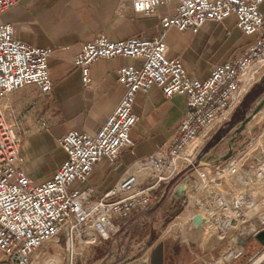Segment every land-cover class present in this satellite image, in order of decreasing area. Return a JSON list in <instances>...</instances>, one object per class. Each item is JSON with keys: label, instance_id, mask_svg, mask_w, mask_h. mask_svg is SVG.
I'll list each match as a JSON object with an SVG mask.
<instances>
[{"label": "built area", "instance_id": "obj_1", "mask_svg": "<svg viewBox=\"0 0 264 264\" xmlns=\"http://www.w3.org/2000/svg\"><path fill=\"white\" fill-rule=\"evenodd\" d=\"M21 1L0 0V264H37L38 253L47 245L60 251L67 264H76L91 248L116 236L133 216L149 209L182 170L202 158L199 154L206 141L224 127L262 79L264 73L255 67L264 65V0H122L145 15H155L164 5H173L175 11L162 17L161 29L153 38L113 41L103 33L83 44L73 61L85 88L91 86V65L98 59L133 57L142 64L118 69L125 93L97 134L72 129L58 139L66 158L42 182L29 175L27 134L2 103L28 85L37 86L42 96L53 87L49 72L52 48L16 38L13 25L3 19ZM230 16L255 40L237 58L215 64L209 76H191L180 56L168 54L165 38L170 28L197 34L207 22L219 23ZM153 86L160 87L167 98H186L187 110L174 137L132 164L110 189L98 195L90 185L95 165L104 158L116 163L135 145L131 130L138 121L136 94ZM43 129L49 131L46 125ZM199 136L204 143L192 152L191 144ZM218 180L216 188L225 193L202 195L209 207L202 221L221 235V243L225 241L217 258L230 264L247 255L250 239L264 231V184L243 171L238 173L239 184L226 179L222 187ZM58 260V255H52L44 262L62 264ZM259 264H264V258Z\"/></svg>", "mask_w": 264, "mask_h": 264}, {"label": "crops", "instance_id": "obj_2", "mask_svg": "<svg viewBox=\"0 0 264 264\" xmlns=\"http://www.w3.org/2000/svg\"><path fill=\"white\" fill-rule=\"evenodd\" d=\"M174 11L173 5H164L155 15H145L134 12L131 3L122 0H22L3 14L4 21L13 25L16 38L30 45L50 47L53 50L49 58L53 87L47 95L42 96L37 86L28 85L2 100L5 108L13 114L20 128L27 134L30 156L27 170L36 182L50 179L65 160L66 154L58 146V139L72 129L90 135L97 134L108 115L121 101L125 87L118 81V69L121 66L142 64L140 59L133 57L98 59L91 65V86L85 88L81 81V71L73 61L83 44L103 33L113 41L132 37L153 38L161 29L162 17L171 15ZM262 11L264 13V3ZM165 39L170 56H180L191 76L205 78L215 64L237 58L255 40V36L245 35L237 26L235 16H230L219 23L207 22L197 34L172 27ZM255 70L264 73V65H257ZM260 83L264 85V75L247 95ZM263 98L264 92L250 104L248 114ZM186 110V98L182 95L167 98L158 86H153L147 92H138L135 102L138 121L131 130L135 145L126 149L116 163L104 158L95 165L90 185L95 188L96 193L100 195L110 189L132 164L172 140ZM44 125L49 127V131L43 129ZM235 127L216 139L212 138L213 144L209 151L214 150L228 135L229 148L235 137ZM257 129H246L237 141L242 136L245 138L251 133L256 134ZM255 140V148L263 144L264 129ZM243 153L239 156L244 155ZM216 154L218 155L209 156L212 161H216L224 152L217 151ZM246 156L236 162L233 160L230 166L224 168V173H228L231 166L240 164ZM39 174L44 176L41 180ZM207 192L211 193V188ZM192 199L204 202L202 187L196 190ZM153 232L154 224L138 228L123 264L140 260L150 253L154 243ZM127 236L130 240L128 231ZM114 242L117 243V240L112 241L111 246ZM127 246L124 248L119 243L111 260L120 253L123 254ZM138 248H141V253L133 254V249ZM217 249L221 253L220 240L210 248V252ZM106 257L99 256L94 262L103 264ZM166 262L171 264L167 255ZM206 264L209 263L206 261Z\"/></svg>", "mask_w": 264, "mask_h": 264}, {"label": "rangeland", "instance_id": "obj_3", "mask_svg": "<svg viewBox=\"0 0 264 264\" xmlns=\"http://www.w3.org/2000/svg\"><path fill=\"white\" fill-rule=\"evenodd\" d=\"M235 128H237V126ZM263 129H264V124L260 129H257L256 134L251 133L247 135L245 138L242 136V138L236 141L234 144L233 156L227 161H222L221 163H219L218 161H212V159L209 156L218 155L216 154L217 151L220 153L224 152L225 154L229 150L230 148V147L228 148L229 135L225 137L223 139V142H221L217 147H215L214 150L208 151L205 154L204 150L212 139L206 141L199 155L203 156L202 158H200V160H205L208 163L200 167L205 168V171L209 177L216 175L217 174L216 171L219 170L223 165L225 166L230 160L235 159L240 153L244 152L247 148H249V146L253 143V141L261 134ZM222 133L223 134L226 133L224 131V127H223L221 134ZM203 143H204V139L202 140L200 145H202ZM261 149L264 151V141L260 147H257L255 152ZM255 152L250 153L246 156L249 159L248 160L246 159V162L242 164L240 168L241 172L242 171L245 172L250 169V165L255 161V157H254ZM213 163L215 165H213ZM209 165H213L212 168ZM241 172H239L238 170H235L230 175L224 176L221 179H219L217 183H219L220 186L225 187L226 182H224V180L227 179L232 184H239L238 173H241ZM39 175H40L39 179L41 180L44 176L42 174H39ZM199 183L202 184V195L209 194L207 192L208 191L207 185L200 179L197 173L194 174L192 171L174 189L168 201L164 204L162 209L159 211L160 213L158 217H156L154 220V223H153L154 224V232H153L154 234L152 235L153 236L152 241L155 242L159 238L164 240L165 245H166L165 246L166 255H167L168 260L171 262V264H189L191 263V261L200 260V258L198 257L195 258L193 253L196 254L197 256L203 257L204 258L203 261L205 262L207 261L209 264H220L216 262L217 256L220 254L219 249L214 250L213 253L210 252V248L216 242H218L217 235L213 233V235L210 236V233L212 231L208 227H205V219H204V222H202V224L198 227L192 224L191 219L189 217H180L176 219L175 221H173L175 217L180 213L179 212L173 218V220H171L168 224H166L167 219L172 214H174L179 209H181V211L183 210L185 204L187 203L188 195L191 193L190 198H192L196 190L201 188V184ZM162 194L163 193H161V195ZM161 195L155 199L152 205L155 204V202L161 197ZM170 199H172V201H170ZM203 200H204L205 206H207V200L205 198H203ZM143 220L149 221V218L145 216L143 217ZM128 236H127V232L121 233L119 235L116 234V236H114L110 240L104 241L101 245L91 248L89 250L88 256L86 258H83L82 260H78L76 264H96V262L94 261L99 256L100 257L108 256L110 255V251L113 252V254H115V249L117 248L119 243L124 248L128 245L127 244L129 242ZM115 239L117 240V243L114 242L113 246H111L112 241H115ZM221 245L223 249V246L225 245V241L221 243ZM260 247H261V244L259 243L258 239L252 238V242L250 239L248 246H247V255H245L243 258H240L239 259L240 261L237 262L236 264H244L245 259L248 258L255 251H257ZM141 251H142L141 248H138V249H133L132 252L133 254H137L138 252L141 253ZM52 255H58V257L62 261V264H67L66 261L63 260V255L61 254V252L57 251L56 248L53 247L52 245H47L44 248H42L40 252L38 253V256L35 261L39 262L37 264H46L44 260H48L49 258L52 257ZM2 257H3V254L0 252V258ZM60 260H58V263H61Z\"/></svg>", "mask_w": 264, "mask_h": 264}, {"label": "water", "instance_id": "obj_4", "mask_svg": "<svg viewBox=\"0 0 264 264\" xmlns=\"http://www.w3.org/2000/svg\"><path fill=\"white\" fill-rule=\"evenodd\" d=\"M264 92V85L262 83H260L258 85V87L253 90L249 95L246 96V98L244 99V101L241 103L240 106H238V108L235 110V112L233 113L231 119L228 121V125L229 128L228 130H226L227 132L233 128L234 126H237L236 130H235V137L233 139V143L230 145L229 150L222 155L220 158H217L216 161L222 162V161H227L228 159H230L233 154H234V144L237 141L238 137L241 135V133L243 131H245L246 129H257V128H261L264 124V98L261 102H259L257 104V106H255V108L248 114V108L250 106V104L252 102H255L256 99L262 95ZM256 119V120H255ZM223 128H221L217 134H215V136L213 137V139H216L220 136L221 132H222ZM225 131V132H226ZM213 142L210 141L208 143V146L205 148L204 153H207L211 146H212ZM255 161L254 163H259L261 160H263V153H262V149L258 150L255 152ZM208 162L205 160H200V158L192 165L188 166L187 168H185L184 170H182L166 187L165 190L163 191V194L161 195V197L155 202V204L143 211L140 212L138 214H136L135 216H133L130 220H128L122 227V229L117 233V235H119L121 233V231L132 221H134L135 219H138L142 216H147L149 218V222L150 224L154 223V220L158 214V212L162 209V207L164 206V204L168 201L169 197L171 196V194L173 193L174 189L179 185V183H181V181L190 173L192 172L195 168L200 167L202 165L207 164ZM184 197V196H183ZM202 219L201 220H196L193 225L198 227L202 224ZM133 235L134 233L131 232L130 233V240H129V245L127 246L126 251L123 254H119V256H117V258L112 259L113 257V252L110 253L109 256H107L105 258V260L103 261V264H123L124 261L126 260V256L127 253L130 250V243L133 239ZM256 238L260 241L261 243V247L255 251L253 254H251L248 258L245 259V263L244 264H248L249 261L256 256L260 251L263 250L264 248V231H261ZM121 248V247H120ZM193 253V252H192ZM193 255L195 256V258H197V255L193 253ZM128 264H167L166 262V251H165V242L162 239H157L154 243L153 246L151 248V251L149 254H147L146 256H144L143 258H141L140 260H137L135 262L132 263H128ZM189 264H206L205 261L203 260H195V261H191V263Z\"/></svg>", "mask_w": 264, "mask_h": 264}, {"label": "bare ground", "instance_id": "obj_5", "mask_svg": "<svg viewBox=\"0 0 264 264\" xmlns=\"http://www.w3.org/2000/svg\"><path fill=\"white\" fill-rule=\"evenodd\" d=\"M203 139L204 138L202 136H199L198 138H196V140L191 144L190 150L192 152L197 150L201 146L200 143L202 142ZM256 146H257V143L255 140V143H253L251 146H249L247 151L245 150L246 151L245 154L242 152L244 155H241V156L238 155L235 159H233L234 162H236L239 158L246 156L247 154L253 153L257 149V148H255ZM246 159L248 160L249 158L246 157L245 160H243L240 164H236V165L231 166L228 173H224L223 170L225 167L230 166V164L233 160H230L225 166H222L221 169L217 170L216 173L219 172V174H216L212 177H209L205 171V168H201V167L195 168L193 170V173L194 174L197 173L199 175L200 179L207 185V188L208 189L211 188V192H215V193L217 192L219 194H224L225 193L224 191H220L219 189L216 188V180H218L224 176L230 175L235 170H238L239 172H241L240 168H241L242 164L246 162ZM245 175H246V177L251 178L253 180L262 181L264 184V161L261 160L259 163H252L250 165V169L248 171H245ZM199 184H201V183H199ZM201 187H202V184H201ZM190 194L188 195L187 203L185 204L183 210L175 217V219L173 221H175L176 219H178L180 217H189L191 219L192 224H193L196 220H201L202 217L204 216V214L207 211H209L208 205L205 206L204 202L201 203V202L194 201L192 198H190ZM207 203H208V201H207ZM213 233H215V232L212 231L210 233V236H212ZM220 238H221V235L217 236L218 241L220 240ZM263 258H264V250L260 251L256 256H254L249 261L248 264H259ZM216 262L220 263V264L223 263L222 259H220V258H217Z\"/></svg>", "mask_w": 264, "mask_h": 264}, {"label": "flooded vegetation", "instance_id": "obj_6", "mask_svg": "<svg viewBox=\"0 0 264 264\" xmlns=\"http://www.w3.org/2000/svg\"><path fill=\"white\" fill-rule=\"evenodd\" d=\"M225 126V125H224ZM142 216L138 219H135L134 221H132L131 223H129L122 231L121 233L127 232L129 231V233L133 232L135 233L139 227H148L150 226V222L147 220H143ZM147 217V216H146Z\"/></svg>", "mask_w": 264, "mask_h": 264}, {"label": "trees", "instance_id": "obj_7", "mask_svg": "<svg viewBox=\"0 0 264 264\" xmlns=\"http://www.w3.org/2000/svg\"><path fill=\"white\" fill-rule=\"evenodd\" d=\"M229 128V125H228V121L225 123V126H224V131L228 130ZM213 142V141H212ZM181 212V209H179L178 211H176L174 214H172L168 219H167V223L168 224L171 220H173V218L179 213ZM155 240V239H154Z\"/></svg>", "mask_w": 264, "mask_h": 264}]
</instances>
